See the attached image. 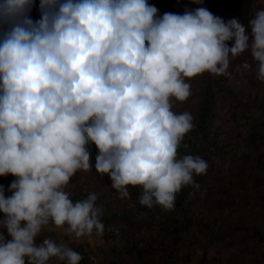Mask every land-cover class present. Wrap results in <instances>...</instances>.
<instances>
[{
    "label": "clouds",
    "instance_id": "obj_1",
    "mask_svg": "<svg viewBox=\"0 0 264 264\" xmlns=\"http://www.w3.org/2000/svg\"><path fill=\"white\" fill-rule=\"evenodd\" d=\"M195 3L159 15L148 0H39L33 20L34 0H0V176L15 177L0 184V264H80L66 242L38 240L50 223L77 238L104 233L97 193L74 202L65 190L92 169L91 144L121 198L141 186L140 204L170 210L197 186L208 163L179 154L194 124L173 104L190 96L186 78L231 76L246 50L244 68L264 82V0L250 31Z\"/></svg>",
    "mask_w": 264,
    "mask_h": 264
},
{
    "label": "rangeland",
    "instance_id": "obj_2",
    "mask_svg": "<svg viewBox=\"0 0 264 264\" xmlns=\"http://www.w3.org/2000/svg\"><path fill=\"white\" fill-rule=\"evenodd\" d=\"M148 2L157 6L159 15L183 13L201 6L195 0ZM203 4L225 20L239 17L247 27L254 6H260L261 0H203ZM30 16L33 20L40 18L39 0H34ZM3 27L0 25V32ZM247 30L250 31V27ZM228 43L231 45L232 42ZM251 59L247 50L232 59L231 76L205 72L186 78L191 94L186 100L173 104L174 111L192 114L194 127L187 134L192 133L205 89L209 86L207 124L212 131L208 134L198 132L191 143L195 155L204 158L208 168L205 173L194 175L197 186L182 188V202L175 200V206L170 210L153 206L161 219L150 220L142 229H134L123 216L117 215L109 222L102 220L110 229L106 235L77 238L50 223L38 240L50 236L72 248L76 246L78 252L90 259V264H264V241L255 234L259 231L264 239V82L258 81L251 69L244 68V62ZM92 160L91 170H78L70 178L65 188L68 193L95 186L111 190L119 197V203L124 199L139 202L141 186H129L130 195L121 198L118 190L112 187L108 174L95 169L93 154ZM13 179L12 174L0 176V182L5 185ZM124 209L123 205L113 204L112 210L121 213ZM173 214L187 219L180 226L174 245L170 230ZM122 231L125 234H121ZM170 248L176 255H170ZM136 250L144 251L146 259H139ZM49 264L66 262L53 257Z\"/></svg>",
    "mask_w": 264,
    "mask_h": 264
},
{
    "label": "trees",
    "instance_id": "obj_3",
    "mask_svg": "<svg viewBox=\"0 0 264 264\" xmlns=\"http://www.w3.org/2000/svg\"><path fill=\"white\" fill-rule=\"evenodd\" d=\"M210 90H209V86L207 85L206 89H205V94H204V99H203V103H202V108L200 110L199 113V118L197 121V125L194 129V131L192 133L186 134L183 141L181 142V146L178 149V152L181 156L185 155V154H193L195 155V150L193 148V145L191 144L193 142V136L195 137V135H197L198 132H202L204 131L206 134H208L209 132L212 131L209 130V126L207 124V115L208 112L210 111ZM214 134V133H213ZM186 145V146H185ZM219 147V146H218ZM92 154L95 156L98 152V149L96 148V146L94 144L90 145ZM221 150L223 148V145L220 146ZM84 183V182H82ZM82 183L80 185H82ZM0 184H3L2 182H0ZM5 188L7 189L8 185H5ZM86 190H81V189H73L71 192H69L70 198L75 202L76 200H80L83 198H86L88 196L89 193L91 192H95L97 193V204L98 205H102L103 206V216L101 217V220H103L104 223L109 222L111 220H113L117 215H121L123 216L127 221H129V223L133 226L134 229H142L143 227H147L148 223L150 220L153 219H161V215L159 212H155L153 211V207L149 208L146 205H142L140 204L138 201L130 199L128 200V202H126V200L124 199L123 202H118L119 197L116 196L114 193H112L111 190H106L104 188H98L95 186H87L85 187ZM182 189L179 193H177L176 195V200L182 202L180 200V196H182ZM6 194H10L7 193ZM113 204H117V206L119 205H123V207H125L126 211H121V213L117 212L116 210H112L113 208ZM120 208V207H118ZM170 223H171V234H172V238H173V245L175 244V239L176 236L179 232V228L181 225H183L187 219L185 216L183 215H179V214H173L170 218ZM165 222V221H163ZM169 226V225H168ZM107 232H110L109 228H106V230L104 231V235H106ZM121 234H125L124 231H122ZM255 234L258 236V238L263 239L261 233L259 231H255ZM73 249H75L76 251L78 250L76 248V246L73 247ZM170 255H176V252L174 251V249L170 248ZM152 252H149V256L153 257ZM82 255V254H81ZM135 255L139 258V259H146L145 256V252L144 251H140V250H136L135 251ZM82 262L81 264H90L91 261L90 259H88V257H84V255H82ZM160 264H164V263H160ZM200 264H204V262L200 263Z\"/></svg>",
    "mask_w": 264,
    "mask_h": 264
}]
</instances>
